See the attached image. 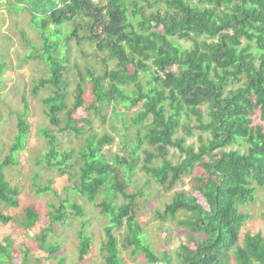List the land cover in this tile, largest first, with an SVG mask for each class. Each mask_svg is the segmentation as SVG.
<instances>
[{
  "label": "trees",
  "instance_id": "obj_1",
  "mask_svg": "<svg viewBox=\"0 0 264 264\" xmlns=\"http://www.w3.org/2000/svg\"><path fill=\"white\" fill-rule=\"evenodd\" d=\"M15 1L9 10L27 12L30 27L41 36V52L33 47V57L50 71L32 94L45 86L53 91L43 99L44 115L62 134L41 129L47 147L35 165L73 186H65L60 196L51 178L41 184L34 176L36 197L52 195L59 203H48L49 222L22 251L14 248L11 237L3 238L0 264H14L19 256L23 264H32L30 246L55 264H65L63 226L85 217V202L109 219L100 264H127L123 252L143 257L145 264H264V231L246 229L251 215L243 210L264 188V0ZM72 38L95 46L93 56L103 70L76 65L79 81L69 104L65 72ZM180 40L190 41L191 47L183 48ZM6 65L0 59V76ZM122 108L132 109V115ZM79 109L86 113L77 118ZM109 109L123 153H106L105 147L115 141L113 133L90 132L78 149L64 146L63 136H83L93 128V118L106 123ZM256 113L262 123L255 121ZM26 116L27 111L19 115L15 140L0 160V224L15 221L9 212L19 208V190L6 171L18 164L17 154L25 148ZM180 130L186 137L178 136ZM131 134L135 141L129 143ZM192 136L197 145L187 143ZM171 148L179 153L176 163L167 158ZM138 167L146 174L142 178L149 179L130 193ZM191 174L193 192L177 190L163 211L155 210L163 222L176 220L185 241L173 252L155 250L136 217L137 197H147L151 180L169 191ZM23 211L20 224L28 232L42 217L32 205ZM261 216L264 220V210ZM123 227L120 245L114 229ZM92 244L80 229L77 263L87 259Z\"/></svg>",
  "mask_w": 264,
  "mask_h": 264
},
{
  "label": "rangeland",
  "instance_id": "obj_2",
  "mask_svg": "<svg viewBox=\"0 0 264 264\" xmlns=\"http://www.w3.org/2000/svg\"><path fill=\"white\" fill-rule=\"evenodd\" d=\"M15 4V0H0V59L7 64L5 73L0 76V147L2 148L0 160L8 154L10 146L17 134L18 117L25 111H27L26 118L29 123V133L26 138L24 150L17 154L18 164L14 167H9L6 171V175L11 181V184L19 190L20 203L17 210H11L9 212L10 215L15 217V221L8 224H0V243L4 237L9 236L14 241V248L20 252L23 250L22 245L28 247L33 236L40 231V227L49 222L48 214L51 210L48 208V203L53 202L56 205L59 203V198L52 197V195H47L44 198L36 197L33 186V182L35 181L34 176L37 174L36 180L41 184H46L47 180L51 178L54 181L53 187L57 189L60 196L66 193L63 190L65 186L70 184V187H72L73 185L65 177H59L54 171L46 170L43 165H35V159L47 147L46 141L40 136L41 129H51L58 136L62 134L58 132L59 126L57 128L51 126L44 115L45 106L43 99L51 95L53 91L48 86H45L40 89L38 94H32L33 86L41 78H47L50 75V71L45 62L33 57L41 52L40 33L30 27L27 12L23 11L19 13L9 10ZM21 31L25 34L23 38ZM179 43L183 48H190L192 45L187 40H180ZM33 47L38 49L36 54L35 52L32 54ZM95 50V46L86 40L80 42H77L76 38L69 40L71 57L68 63L69 71L65 72V76H69L70 78L68 80L70 85L67 89L69 104H72L74 101L76 83L79 81V72L77 70L84 68L86 64L97 66L96 70L98 72L103 70L101 63L99 61L97 62V59L93 56ZM28 55L32 57L27 60L26 57ZM82 72H84V69H82ZM86 94L87 101H89L91 96L88 92ZM121 110L128 111L129 115H132L133 112L132 109L126 110V108H122ZM109 112L110 109L106 114V123L102 122L99 117L93 118V128H87L83 136L79 138H75L73 134L63 136L62 142L64 146L78 149L79 144L84 141L90 132L98 135L101 133H113L115 141L111 145L106 146L105 151L106 153H114L115 151L123 153V151H120L118 144L121 141V137L117 132L119 128H116V130L111 129L113 122L110 121L109 117L112 114ZM83 113L85 115L86 111L79 109L74 113V116L79 118ZM254 118L257 123L263 122L259 119L258 113L254 114ZM118 124L122 125L121 122ZM195 133L199 134V131L196 130ZM178 136L186 137V133L180 130ZM133 141H135V135L131 134L129 143ZM187 143L197 145V137H188ZM146 146L144 145L139 152L142 160L144 157L142 151L144 148H147ZM167 158L173 163L180 160L176 148L170 149ZM141 163L142 161L139 160L138 165ZM144 175H146L145 172L138 167L133 176L135 186L130 187V193L135 192L137 187L142 186L145 181H148L146 180L149 179L148 177L142 178ZM192 179V174L184 177L181 183L169 191H165L161 187L156 186L151 180L150 189L146 191L148 193L147 197H137L138 210L136 217L144 226L148 241L153 245L152 247L155 250L160 251L165 247L173 252L185 241V230L176 225V220L174 222H163L157 218L155 210L163 211L164 204L170 201V198L177 190L183 189L193 192L191 190L193 184ZM77 180H74L75 183ZM198 198L201 202H204L201 196L198 195ZM146 199L148 200L147 202ZM143 201H145L146 205H144L145 203ZM27 205L36 207L42 217L38 226L28 232L20 224L24 216L23 208ZM83 207L86 212L85 217L72 222L70 225L68 224L70 227L63 226V229H65V239L63 240L64 243L61 241V254L64 255L65 253V264H100L102 262L101 246L105 239L103 228L107 225L109 219L87 202L84 203ZM245 209L251 215V219L246 223V229L251 232L264 231V220L261 216L264 210V188L259 187L254 199L247 206L243 207V210ZM178 217L180 216L178 215ZM83 224L85 225L84 227H82ZM80 229H83L84 234L92 237L93 244L91 253L87 259L84 262L77 263ZM114 233L119 244L122 245L126 233L125 227L121 230L115 228ZM29 250V257H31L32 264H37V259L38 264H55L37 246H30ZM123 255H125L127 264L146 263L143 257L139 255L132 256L130 252H123ZM13 263L23 264V258L21 256L14 258Z\"/></svg>",
  "mask_w": 264,
  "mask_h": 264
}]
</instances>
